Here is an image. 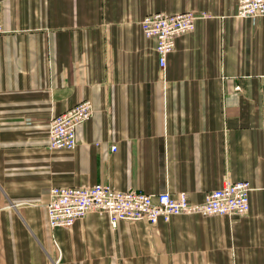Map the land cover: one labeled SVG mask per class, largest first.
<instances>
[{
	"label": "crops",
	"instance_id": "crops-1",
	"mask_svg": "<svg viewBox=\"0 0 264 264\" xmlns=\"http://www.w3.org/2000/svg\"><path fill=\"white\" fill-rule=\"evenodd\" d=\"M237 3L0 0V264H264V15L237 17ZM157 11L204 15L164 79L141 27ZM84 99L76 147L48 149L50 118ZM225 180L250 183L246 214L47 221L53 186L200 203Z\"/></svg>",
	"mask_w": 264,
	"mask_h": 264
},
{
	"label": "built area",
	"instance_id": "built-area-1",
	"mask_svg": "<svg viewBox=\"0 0 264 264\" xmlns=\"http://www.w3.org/2000/svg\"><path fill=\"white\" fill-rule=\"evenodd\" d=\"M235 15L250 19L263 16L264 0H238ZM203 16L192 11H157L142 19V32L154 41V51L163 79L167 58L175 47L177 37L191 32L196 20ZM3 32L0 23V34ZM93 112L92 102L84 99L63 113L53 115L48 123V149H74L77 145V127L91 118ZM111 150H116L115 145L111 146ZM251 189L246 180H225L221 187L206 193L202 202L192 203L184 191L176 194L169 191L150 194L140 190H118L104 183L53 186L48 193L46 216L51 228H69L90 212L104 215L112 226H116L120 220H142L149 225H156L182 214H246L250 209Z\"/></svg>",
	"mask_w": 264,
	"mask_h": 264
},
{
	"label": "water",
	"instance_id": "water-1",
	"mask_svg": "<svg viewBox=\"0 0 264 264\" xmlns=\"http://www.w3.org/2000/svg\"><path fill=\"white\" fill-rule=\"evenodd\" d=\"M263 92H264V85H263Z\"/></svg>",
	"mask_w": 264,
	"mask_h": 264
}]
</instances>
